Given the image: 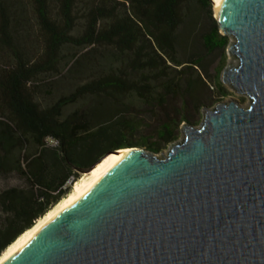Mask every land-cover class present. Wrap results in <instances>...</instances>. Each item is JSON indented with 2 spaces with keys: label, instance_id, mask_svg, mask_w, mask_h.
I'll return each mask as SVG.
<instances>
[{
  "label": "water",
  "instance_id": "water-1",
  "mask_svg": "<svg viewBox=\"0 0 264 264\" xmlns=\"http://www.w3.org/2000/svg\"><path fill=\"white\" fill-rule=\"evenodd\" d=\"M215 21L247 106L217 103L162 157L127 147L3 264H264V0Z\"/></svg>",
  "mask_w": 264,
  "mask_h": 264
},
{
  "label": "trees",
  "instance_id": "trees-1",
  "mask_svg": "<svg viewBox=\"0 0 264 264\" xmlns=\"http://www.w3.org/2000/svg\"><path fill=\"white\" fill-rule=\"evenodd\" d=\"M190 6L208 15L202 38L209 50L222 48L226 37L211 17V0H0V177L15 175L23 183L0 190V254L107 152L132 147L127 139L142 121L127 117L125 101L135 95L152 108L149 73L161 77L166 63L183 65L175 59L177 34ZM65 48L75 50L68 60ZM98 49L113 50L117 66L107 65L40 107L44 79L61 67L70 73L88 66ZM186 61V69L201 68L198 57ZM200 76L174 92L179 111L186 97L200 100ZM79 103L84 104L62 115ZM176 127L175 119L163 117L146 147L157 151L170 143Z\"/></svg>",
  "mask_w": 264,
  "mask_h": 264
},
{
  "label": "rangeland",
  "instance_id": "rangeland-1",
  "mask_svg": "<svg viewBox=\"0 0 264 264\" xmlns=\"http://www.w3.org/2000/svg\"><path fill=\"white\" fill-rule=\"evenodd\" d=\"M211 17L215 20L216 16L213 5L211 6ZM209 27L210 22L207 13L194 6H190L184 23L179 28L177 34L175 59L183 63V65L178 67L166 63L167 68L161 77L156 72L149 73L153 84V95L155 96L152 108L143 103L135 95H131L125 101L129 110L127 117H132L138 122L139 120L142 121L139 122L140 125H136L134 134L127 139L132 147L142 148L152 152L155 156L162 157L167 154L173 145L182 140V128L185 126L199 127L204 112L213 109L217 103L236 101L241 107L247 106V97L235 93L221 81V73L230 63L228 49L231 41L225 36L226 44L220 49L210 51L202 38V35L208 31ZM219 35L224 36L220 32ZM74 52L75 50L72 48H65L63 55L68 60ZM84 52L81 51L80 53ZM90 54L95 59L91 60L88 66L83 63L81 69L71 68L70 73L67 72L68 67H61L59 74L44 79V87L36 99L40 107L45 108L50 106L59 96L68 94L89 77L102 73L107 65L111 67L117 66L116 60L118 55L113 50L98 49ZM190 56L201 59L200 69L196 71L186 69V59ZM74 70H76V73ZM199 75H201L200 77L204 81L202 86L203 91L197 94L200 100L195 102L186 97V105L179 111L181 100L174 92L180 93L185 88L184 81L198 77ZM160 99H163V104H161ZM83 104L79 103L64 108L62 115L65 116L74 109L83 106ZM158 104L160 105L158 106ZM166 115L177 122V127L174 130V139L166 145L160 144L157 151H151L146 146H149L154 141V138H152L154 126ZM22 184L21 179L15 175L0 177V190L8 187H19Z\"/></svg>",
  "mask_w": 264,
  "mask_h": 264
},
{
  "label": "bare ground",
  "instance_id": "bare-ground-1",
  "mask_svg": "<svg viewBox=\"0 0 264 264\" xmlns=\"http://www.w3.org/2000/svg\"><path fill=\"white\" fill-rule=\"evenodd\" d=\"M224 0H212L215 16L218 15V11ZM137 149H119L113 153L108 154L96 163L92 169L83 173L77 181L71 186L69 193L51 207L42 217L37 219L34 224L22 234H20L8 247H6L0 254V264H3L32 234H34L41 226L49 221L54 215H56L62 208H64L71 200H73L83 189H85L99 173L113 166L116 161L121 158L125 153L130 151H136Z\"/></svg>",
  "mask_w": 264,
  "mask_h": 264
}]
</instances>
